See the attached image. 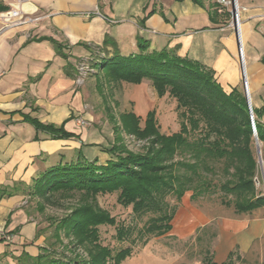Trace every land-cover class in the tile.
<instances>
[{
    "label": "crops",
    "instance_id": "0c3cea01",
    "mask_svg": "<svg viewBox=\"0 0 264 264\" xmlns=\"http://www.w3.org/2000/svg\"><path fill=\"white\" fill-rule=\"evenodd\" d=\"M123 1L124 9L119 0H0V7L9 10L20 5L46 15L39 23L15 28H5L0 19V264H25V255L37 257L46 247L27 200L39 175L78 161L80 153L100 164L113 157L107 151L115 142L114 130L113 143L108 141L109 124L88 130L77 123L90 120L77 67L99 51L112 56V48H103L105 39H113L120 54L124 45L137 54L139 37L150 41V50L154 44L158 51L178 48L179 56L212 69L226 93L244 88L238 36L230 28L232 10L226 22L214 13L210 0L204 6L192 0ZM239 6L252 104L264 110V0H239ZM26 116L43 124H65L79 137L53 138ZM253 224L260 237L264 220H250L242 231L252 232ZM251 243L244 242L245 250Z\"/></svg>",
    "mask_w": 264,
    "mask_h": 264
},
{
    "label": "trees",
    "instance_id": "16d2710c",
    "mask_svg": "<svg viewBox=\"0 0 264 264\" xmlns=\"http://www.w3.org/2000/svg\"><path fill=\"white\" fill-rule=\"evenodd\" d=\"M192 1L204 6L205 0ZM210 1L214 13L223 15L229 22L231 12L224 9L219 13L218 0ZM0 11L7 12L9 8L0 7ZM137 45V54L122 56L118 45L107 38L103 48H112L115 53L105 58L98 56L91 68L100 69L111 82L139 85L150 80L160 99L168 95L176 101L180 130L172 135L162 134L155 112L149 114L144 125L136 113H124L113 126L115 142L107 149L113 156L111 160L100 164L98 159L89 161L80 153L78 161L60 163L39 175L32 194L53 203L59 194L80 193L91 199L118 193L119 203L132 206L136 214H161L152 220L147 233L164 236L172 231L176 214V209L168 211L167 198L174 196L180 202L189 191L193 192L192 200L206 194L214 186L208 176L216 173V164L221 163L224 180L219 189L225 196L223 204L233 206L237 213L263 208L264 194L258 192L256 185L260 171L254 127L243 86L228 94L216 81L212 69L179 56L178 48L150 52V41L140 37ZM254 113L257 136L264 145V110L254 108ZM25 120L53 138L79 137L68 132L65 124H43L30 116ZM122 132L146 142L144 151L128 150ZM230 197L233 200L227 199ZM105 225L116 226V220L97 205L82 202L59 222L57 232L87 246L90 259L58 256V252L45 247L37 257L25 255V264H121L131 255V249L113 256L109 249L103 248L99 244L98 227ZM118 235L124 240L127 231L121 228ZM233 255L234 252L230 253L224 264H234Z\"/></svg>",
    "mask_w": 264,
    "mask_h": 264
},
{
    "label": "rangeland",
    "instance_id": "374dc122",
    "mask_svg": "<svg viewBox=\"0 0 264 264\" xmlns=\"http://www.w3.org/2000/svg\"><path fill=\"white\" fill-rule=\"evenodd\" d=\"M125 6V2L119 0L118 7L124 9ZM228 10H232V5ZM157 49L154 44L149 51ZM132 53L129 45L123 46L122 56H129ZM98 56L105 58L107 54L99 51L82 58L77 70L81 63L88 68ZM77 85L83 87L84 101L90 111L85 112L90 116V120L87 119L90 125L86 126V129L103 130L109 124L110 130L106 135L108 134L107 137L110 135L108 141L111 144L113 126L119 123V118L124 113H136L144 125L149 114L155 112L162 134L172 135L180 130L181 120L178 117L176 101L168 95L160 99L150 80H145L139 85L116 83L106 79L100 69L89 68L83 76L82 83ZM122 139L128 150L135 153L144 151L146 142L124 132ZM259 147L264 168L263 143L259 142ZM180 159L178 156L177 160ZM222 169L223 164L217 163L216 173L208 176L214 185L213 188L197 199H191L192 191L187 192L180 202L174 196L167 198L168 211L176 209V214L171 223L172 231L164 236L147 233V227L152 220L161 214H136L132 206L124 207L119 203L118 193L99 195L91 199L80 193L59 194L54 197L53 203H47L33 195L32 191L27 198L28 207L40 225L46 248L55 250L58 256L90 259L87 246L80 245L76 238H68L62 232L58 235L57 232L59 222L63 218L82 202H88L97 205L116 220V226L98 227L99 244L109 249L113 256L131 249V255L121 264H209L211 261L224 264L232 252L234 264H264V232L259 237L260 230L257 231L258 226L255 224L252 225V232L242 231L249 226L250 220H264V207L252 213H237L233 206L224 205L225 196L219 189L224 180ZM259 171L256 178L257 190L264 194V176L260 164ZM227 199L233 200L231 197ZM121 228L127 231L124 240L119 239ZM255 236L258 238L253 241L252 237L256 238ZM251 239V245L245 250L244 242Z\"/></svg>",
    "mask_w": 264,
    "mask_h": 264
},
{
    "label": "built area",
    "instance_id": "2783aa9c",
    "mask_svg": "<svg viewBox=\"0 0 264 264\" xmlns=\"http://www.w3.org/2000/svg\"><path fill=\"white\" fill-rule=\"evenodd\" d=\"M218 4L221 6V9L219 10V13H223L224 9H229L232 5V0H218ZM46 18V15H42L39 13V11L34 8L30 11L24 10V8L20 5L15 6L11 10L4 12L0 14V19L4 23L5 28H15V27H20L24 26L27 24H35L39 23L42 20ZM242 23L241 16L239 14L238 16V27L240 30V24ZM230 28H235V22L232 21L230 24ZM91 68V66L88 65V68L85 67L84 63H81L80 67L78 68L79 76L77 79V84H81L83 81V76L84 74L86 75V70ZM91 70H93L91 68ZM79 126L81 127H86L88 123L85 120L79 119L77 121ZM5 239L7 241H11L12 237L11 236H5Z\"/></svg>",
    "mask_w": 264,
    "mask_h": 264
},
{
    "label": "water",
    "instance_id": "95a60500",
    "mask_svg": "<svg viewBox=\"0 0 264 264\" xmlns=\"http://www.w3.org/2000/svg\"><path fill=\"white\" fill-rule=\"evenodd\" d=\"M232 14H233V21L235 22V29L238 36V41L240 45V60H241V66H242V72H243V83H244V89L245 94L248 98L249 105H250V114H251V120L254 127V137L256 140V148H257V157H258V163L260 164L262 168V173L264 176V168H263V162H262V156H261V150L259 147V139L257 136V129H256V117L254 113V108L252 104V98L249 91V85H248V79H247V71H246V65H245V58H244V52H243V45H242V39H241V32L238 27V16L240 14V6H239V0H232Z\"/></svg>",
    "mask_w": 264,
    "mask_h": 264
},
{
    "label": "bare ground",
    "instance_id": "6f19581e",
    "mask_svg": "<svg viewBox=\"0 0 264 264\" xmlns=\"http://www.w3.org/2000/svg\"><path fill=\"white\" fill-rule=\"evenodd\" d=\"M30 7V5L29 6H27V8H29ZM33 8V7H32ZM25 10V9H24ZM27 10V9H26ZM240 32H241V24H240Z\"/></svg>",
    "mask_w": 264,
    "mask_h": 264
}]
</instances>
